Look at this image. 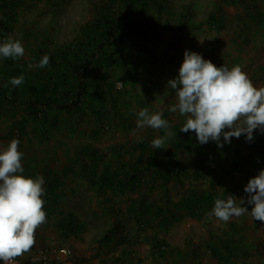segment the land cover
<instances>
[{"label":"rangeland","instance_id":"rangeland-1","mask_svg":"<svg viewBox=\"0 0 264 264\" xmlns=\"http://www.w3.org/2000/svg\"><path fill=\"white\" fill-rule=\"evenodd\" d=\"M106 20L107 62L93 70L80 113L68 114L60 106L78 84L74 50L87 48L90 30ZM6 39L19 40L25 54L0 59V86L12 61L25 94L45 86L55 104H40L35 118L17 102L0 120V149L19 139L23 175L45 178L46 222L33 247L57 242L80 264H264V222L247 213L227 223L205 219L229 195L251 210L243 188L264 169L260 134L200 145L194 132L179 131L186 117L168 110L176 99L167 86L189 50L217 67L239 65L264 87V0H0ZM45 54L48 66L37 68ZM143 108L162 111L176 133L166 149L151 144L164 130L138 127ZM202 196L213 204L193 214Z\"/></svg>","mask_w":264,"mask_h":264},{"label":"clouds","instance_id":"clouds-1","mask_svg":"<svg viewBox=\"0 0 264 264\" xmlns=\"http://www.w3.org/2000/svg\"><path fill=\"white\" fill-rule=\"evenodd\" d=\"M24 54L19 40L0 42V59H16ZM49 59L45 54L36 67H47ZM8 83L19 87L24 76L10 78ZM167 86L175 92L176 99L168 110L186 117L179 131L194 132L200 145L212 141L223 147L232 138L243 135L246 141H252L254 132L264 134V87H255L239 65L231 69L217 67L201 54L184 50L178 74L168 80ZM136 116L138 127L165 131V136L154 138L151 144L153 149H166V140L176 133L169 131L171 125L163 118V112L143 108ZM19 145V139H12L6 148L0 149V264H9L27 253L36 242L35 230L46 222L42 199L45 178L23 175L24 154L18 150ZM243 191L247 204L252 206L250 211L242 206L244 199L229 195L226 199L217 198L205 219L214 217L227 223L232 217L247 213L253 220L264 222V169L249 178Z\"/></svg>","mask_w":264,"mask_h":264},{"label":"trees","instance_id":"trees-1","mask_svg":"<svg viewBox=\"0 0 264 264\" xmlns=\"http://www.w3.org/2000/svg\"><path fill=\"white\" fill-rule=\"evenodd\" d=\"M13 0H6L7 5H12ZM113 22L106 20L105 22H97L95 26H93V29L90 30L88 34V44L89 46L87 48H77L74 50L75 58L77 59L76 65L73 66V71L76 73V76H78V84L75 87V92L73 93V100L67 99L66 105L60 106V109H65L66 113L77 116L78 113H80L81 109L79 106L81 105V102L85 100L88 96V88H90L93 80V70L96 69L97 66H99L101 63L106 64L107 62V54L105 52V46L106 42L110 40V38L113 36ZM63 56V55H62ZM65 57V55L62 57ZM59 60V55H55L50 60V67H53L55 62ZM12 61L6 62V67L3 68V84H1V91H0V120L2 119H8L6 116H3L6 112H10L11 109H14L17 105V102L20 104L26 106V110H28L29 114L35 115L36 118L38 112L40 111V104L49 106L47 103L49 102L51 104V107L54 104V98H48L45 95L46 88L45 86H38L37 88L33 87L30 90V93L27 95L25 94V90H28V88H25L26 82L19 86V87H13L8 81L10 78L15 77L14 74L10 71V65ZM16 71V70H13ZM90 96V95H89ZM22 97V98H21ZM22 99V101H19ZM68 104V105H67ZM59 108V107H58ZM25 127L27 128L28 124L27 122H24ZM259 141L262 144L264 148V134L259 135ZM200 154L206 158H208L207 153L205 152L204 148L202 147L200 150ZM199 155V152H198ZM169 161L172 164H176L177 160L175 156L169 155ZM155 162V161H154ZM156 165L159 167L157 168L158 171L164 170L165 167L163 165H160L158 162H155ZM196 166L199 168V164H196ZM150 170V168H148ZM156 169V170H157ZM200 169V168H199ZM139 176V175H138ZM155 177V176H154ZM132 180L138 179L137 176H132ZM199 199V198H198ZM210 200L205 199L203 196L200 197L199 200H197L195 203H197V207H192V213L198 212L197 210L201 208L208 207L207 205H212L213 203H209Z\"/></svg>","mask_w":264,"mask_h":264},{"label":"built area","instance_id":"built-area-1","mask_svg":"<svg viewBox=\"0 0 264 264\" xmlns=\"http://www.w3.org/2000/svg\"><path fill=\"white\" fill-rule=\"evenodd\" d=\"M9 264H80L74 252L66 246L52 242L45 246L32 247L27 253Z\"/></svg>","mask_w":264,"mask_h":264}]
</instances>
